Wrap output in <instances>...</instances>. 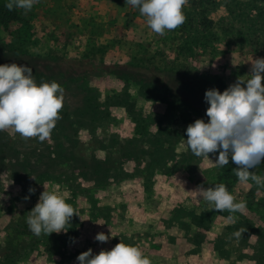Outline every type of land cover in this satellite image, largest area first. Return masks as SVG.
Returning <instances> with one entry per match:
<instances>
[{"label": "rangeland", "instance_id": "rangeland-1", "mask_svg": "<svg viewBox=\"0 0 264 264\" xmlns=\"http://www.w3.org/2000/svg\"><path fill=\"white\" fill-rule=\"evenodd\" d=\"M18 10L21 20L0 23V65L45 73L36 82L56 81L65 99L43 143L0 131V264H79L82 252L120 242L151 264H264V190L227 179L231 160L218 167L219 153L198 158L185 142L189 124L208 122L206 91L223 92L264 58V0L200 8L189 0L186 22L163 36L126 0H40ZM152 75L167 76L174 94L192 78L196 92L186 103L148 99L141 87ZM253 171L264 176V163ZM219 183L246 201L235 223L191 192ZM44 185L83 219L74 216L67 233L29 230ZM100 232L108 242L95 240Z\"/></svg>", "mask_w": 264, "mask_h": 264}, {"label": "clouds", "instance_id": "clouds-1", "mask_svg": "<svg viewBox=\"0 0 264 264\" xmlns=\"http://www.w3.org/2000/svg\"><path fill=\"white\" fill-rule=\"evenodd\" d=\"M39 3L40 0H7L5 6L9 11L22 9L27 14ZM188 3L189 0H126V6L138 9L149 29L161 36L186 22L183 9ZM250 62V75L238 77L223 92L215 88L206 91L208 122L196 119L189 124L185 142L198 158L207 160L219 153L212 160L218 167H226L231 160L236 166L232 171L238 182L241 185L252 182L259 191L264 190V176L253 169L264 163V58H252ZM64 91L56 81L38 84L27 64L0 65V131L13 129L25 140L37 138L45 142L62 118ZM44 189L26 218L34 235L67 233L74 216L83 220L56 191H49L46 185ZM191 192L197 193L210 211H227V219L233 223L236 213L243 215L246 211V201L237 202L223 183L207 188L200 185ZM246 231L240 228L228 239H239ZM109 239L103 232L95 236L101 243ZM76 259L79 264H151L138 247L122 242L110 251L102 250L95 255L89 249Z\"/></svg>", "mask_w": 264, "mask_h": 264}, {"label": "trees", "instance_id": "trees-1", "mask_svg": "<svg viewBox=\"0 0 264 264\" xmlns=\"http://www.w3.org/2000/svg\"><path fill=\"white\" fill-rule=\"evenodd\" d=\"M215 0H190L191 5L200 8L203 5H211ZM6 4H0V23L2 25H9L12 22L21 20L20 12L18 9L9 11L5 6ZM108 67V66H107ZM111 71V70H106ZM33 76L35 79H46L48 76L43 72H39V70L33 71ZM50 77V76H48ZM52 77V76H51ZM191 79L184 80L181 82V90L182 92H177L174 94L171 90V85L167 76H159L152 75L147 81H145L141 87L143 95L148 99L156 100V101H166L171 100V98L179 99L181 102L186 103L189 100V96L194 95L196 89H194L190 84ZM176 95V96H175ZM234 165L224 177L227 179L238 180L237 177L233 173Z\"/></svg>", "mask_w": 264, "mask_h": 264}]
</instances>
